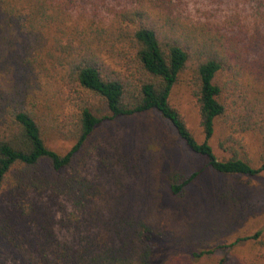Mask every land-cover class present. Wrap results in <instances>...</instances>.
<instances>
[{
  "label": "trees",
  "instance_id": "1",
  "mask_svg": "<svg viewBox=\"0 0 264 264\" xmlns=\"http://www.w3.org/2000/svg\"><path fill=\"white\" fill-rule=\"evenodd\" d=\"M78 2L0 0V253L7 255L0 264H152L149 243L160 233L141 219L121 227L117 248L61 243L54 233L56 224L82 225L75 212L57 220L55 208L83 212L98 196L80 155L104 121L155 111L222 177L264 173V0H244V9L219 22L191 16L176 0H128L85 23L74 20ZM179 84L196 101L203 142L171 102ZM218 123L223 159L210 143ZM52 140L72 147L61 153ZM197 176L170 172L172 193L183 195ZM237 191L226 184L217 198L235 205ZM249 240L259 255L242 264H264V230L214 243L194 254L196 264H227L218 253Z\"/></svg>",
  "mask_w": 264,
  "mask_h": 264
},
{
  "label": "rangeland",
  "instance_id": "2",
  "mask_svg": "<svg viewBox=\"0 0 264 264\" xmlns=\"http://www.w3.org/2000/svg\"><path fill=\"white\" fill-rule=\"evenodd\" d=\"M126 2L128 0H79L74 20L80 18L85 23L94 18L104 20ZM176 3L182 4L191 16L213 22L222 21L234 9L245 7L244 0H176ZM94 14L93 18L89 17ZM262 15L259 23L264 39V10ZM23 42L37 47L32 38ZM171 102L184 116L197 140L203 142L199 110L187 85L179 84L173 89ZM224 137L223 125L218 123L210 143L219 159L227 156L220 148ZM245 139L253 152L254 139L251 136ZM49 145L61 153L72 147L55 140ZM80 160L84 176L99 192L83 212H76L70 206L65 212L55 208V218L59 221H68L67 217L74 212L82 221L80 226L76 225L77 221L72 226H54L61 243L90 242L96 249L117 248L125 234L121 227L137 218L155 226L161 234L149 243L152 264L175 261V264L188 261L196 264L199 262L195 261L194 254L212 249L214 243L233 244L240 237H251L264 230V173L239 180L222 177L211 169L205 157L191 152L173 126L155 111L104 121L86 144ZM172 171L188 177L198 173L181 196H175L170 189L167 177ZM226 184L238 187L235 205L217 198ZM260 248L254 240H249L220 251L218 257H227V264L251 263ZM5 256L0 253V257Z\"/></svg>",
  "mask_w": 264,
  "mask_h": 264
}]
</instances>
